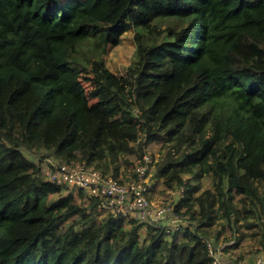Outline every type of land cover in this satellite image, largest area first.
Returning a JSON list of instances; mask_svg holds the SVG:
<instances>
[{
    "label": "trees",
    "instance_id": "obj_1",
    "mask_svg": "<svg viewBox=\"0 0 264 264\" xmlns=\"http://www.w3.org/2000/svg\"><path fill=\"white\" fill-rule=\"evenodd\" d=\"M128 33L117 74L106 55ZM160 143L179 232L142 238L41 174L52 158L119 179ZM218 223L226 252L241 231L264 242V0H0V264H211Z\"/></svg>",
    "mask_w": 264,
    "mask_h": 264
},
{
    "label": "built area",
    "instance_id": "obj_2",
    "mask_svg": "<svg viewBox=\"0 0 264 264\" xmlns=\"http://www.w3.org/2000/svg\"><path fill=\"white\" fill-rule=\"evenodd\" d=\"M150 159L145 155L130 170L128 179L107 176L94 167L82 163L66 164L47 159L41 165L42 177L75 195L76 192L98 200V212L112 214L126 220H135L146 226L162 228L166 233L182 231L189 222L174 211L175 204L157 203L151 199L156 183L150 173ZM182 188L172 190L173 195ZM211 264H242L233 252H226L221 245L207 241ZM258 261L256 264H261Z\"/></svg>",
    "mask_w": 264,
    "mask_h": 264
},
{
    "label": "rangeland",
    "instance_id": "obj_3",
    "mask_svg": "<svg viewBox=\"0 0 264 264\" xmlns=\"http://www.w3.org/2000/svg\"><path fill=\"white\" fill-rule=\"evenodd\" d=\"M136 53V44L133 39V33H128L125 35L124 40L121 45L115 48H109L108 53L106 55V62L108 67L117 74H122L125 72L127 67L133 63L135 60ZM79 120V119H78ZM167 148H164L162 143L160 144H151L147 146L144 150L146 156L150 159V173L152 175V180L156 183V189L151 195V199L157 203H165V204H175L178 201V196L172 194V190H166L163 185V180L156 177V171L158 165L161 164L166 156H167ZM25 154L31 160L35 162H39L42 155H46L43 153H29L25 151ZM52 159V158H51ZM127 159L128 163L122 164L120 177L122 179H128L130 174V170L133 166L139 162L137 156L135 154L128 155L123 157V160ZM54 160V159H52ZM187 178V177H186ZM202 189H213L211 178L204 177L200 181ZM66 190L63 191L62 194H67ZM76 197V202L79 204H85L87 201H90V197H81L78 192L74 195ZM56 197V196H55ZM222 223V222H220ZM218 223L214 228H212L210 232V238L212 242H215L217 232L221 231V225ZM258 230L251 231H241V235H244V239L242 241L241 247L235 252V254L239 257L242 264H256L258 261H261V264H264V242H262V236L256 235L255 232ZM140 235L142 238L146 235V230L141 229ZM229 232L219 235L218 243L221 244L224 237L228 236Z\"/></svg>",
    "mask_w": 264,
    "mask_h": 264
},
{
    "label": "crops",
    "instance_id": "obj_4",
    "mask_svg": "<svg viewBox=\"0 0 264 264\" xmlns=\"http://www.w3.org/2000/svg\"><path fill=\"white\" fill-rule=\"evenodd\" d=\"M143 229L146 230V227H144Z\"/></svg>",
    "mask_w": 264,
    "mask_h": 264
}]
</instances>
